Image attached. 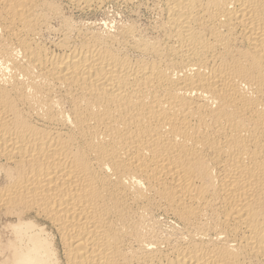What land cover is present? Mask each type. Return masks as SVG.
<instances>
[{"label": "bare ground", "instance_id": "obj_1", "mask_svg": "<svg viewBox=\"0 0 264 264\" xmlns=\"http://www.w3.org/2000/svg\"><path fill=\"white\" fill-rule=\"evenodd\" d=\"M0 264H264V0H0Z\"/></svg>", "mask_w": 264, "mask_h": 264}, {"label": "rangeland", "instance_id": "obj_2", "mask_svg": "<svg viewBox=\"0 0 264 264\" xmlns=\"http://www.w3.org/2000/svg\"><path fill=\"white\" fill-rule=\"evenodd\" d=\"M111 4V5H110ZM112 4L113 3H107L105 6L107 7H104V11L103 12H89L87 15H89V16H87V17H89L90 18V20L92 21L94 18H95V16H96V18L94 19V21L96 22V23H98L99 24V22H100V25L102 24L101 23V19L100 18H102V19H104V18H106V17H108V18H110V19H115L116 17V19L115 20H118L119 18L118 17H120V19L119 20H122V19H125V17L123 16V14L124 13H121V12H116V10H114L116 7H114L115 5L113 4V6H112ZM107 11V12H106ZM111 12V13H110ZM94 13V14H93ZM105 13V14H104ZM116 13V14H115ZM121 13V14H120ZM93 15V17H92V15ZM98 14V15H97ZM108 14V15H107ZM100 15H102V16H100ZM125 15V14H124ZM111 16V17H110ZM82 17L84 18V16L82 15ZM86 16H85V18H87ZM98 17H100V18H98ZM146 14L144 15V13L142 14V13H139L136 17H135V19H138L137 21L139 22V21H142V22H140V23H143V22H145V20H146ZM140 19V20H139Z\"/></svg>", "mask_w": 264, "mask_h": 264}]
</instances>
